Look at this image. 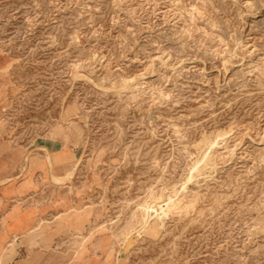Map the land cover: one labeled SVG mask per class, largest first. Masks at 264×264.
Returning <instances> with one entry per match:
<instances>
[{
    "label": "rangeland",
    "instance_id": "rangeland-1",
    "mask_svg": "<svg viewBox=\"0 0 264 264\" xmlns=\"http://www.w3.org/2000/svg\"><path fill=\"white\" fill-rule=\"evenodd\" d=\"M8 189L15 261L264 264V0H0Z\"/></svg>",
    "mask_w": 264,
    "mask_h": 264
},
{
    "label": "crops",
    "instance_id": "crops-1",
    "mask_svg": "<svg viewBox=\"0 0 264 264\" xmlns=\"http://www.w3.org/2000/svg\"><path fill=\"white\" fill-rule=\"evenodd\" d=\"M15 189V188H14ZM9 193H7V195H5L4 192L5 191H0V200H1V204H0V237L2 236L3 237V240L1 241L0 243V250L4 247L7 246V244L11 241V238L13 237L14 235V232L13 231H10L8 229H6L4 226H3V219L5 217V215L7 213H9L12 209L10 210H3V207H4V204L5 202H7L8 200L12 199V195L13 193H10L12 189H8ZM18 235H20L21 237V232L20 233H17ZM20 237L18 238L17 240V244H19L18 246V250H22L23 249V245L21 243V239ZM1 254V253H0ZM1 258H0V264H26V262L30 261L28 258H23V259H18L17 261H15V259H12L10 257V254H5V253H2L1 254Z\"/></svg>",
    "mask_w": 264,
    "mask_h": 264
},
{
    "label": "bare ground",
    "instance_id": "bare-ground-1",
    "mask_svg": "<svg viewBox=\"0 0 264 264\" xmlns=\"http://www.w3.org/2000/svg\"><path fill=\"white\" fill-rule=\"evenodd\" d=\"M169 203H170V200H169ZM169 203H167V204H165V205H162V206H158V208H156V209H158L159 210V212L161 213V214H166V213H164L165 212V209H168V207H169ZM172 207V205L170 206V208ZM156 209H155V211H156ZM152 210H153V208H152ZM154 212V211H153ZM156 213H158L157 211H156ZM159 215V214H158ZM136 239V238H135ZM127 240H129L130 242H134V240H131L130 238H128ZM126 242V241H125Z\"/></svg>",
    "mask_w": 264,
    "mask_h": 264
}]
</instances>
